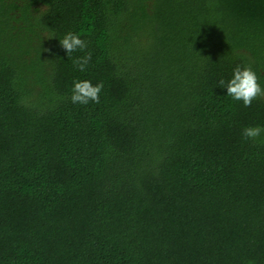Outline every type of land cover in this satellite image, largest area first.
I'll list each match as a JSON object with an SVG mask.
<instances>
[{"label":"trees","instance_id":"obj_1","mask_svg":"<svg viewBox=\"0 0 264 264\" xmlns=\"http://www.w3.org/2000/svg\"><path fill=\"white\" fill-rule=\"evenodd\" d=\"M237 65L264 87V0H0V264H264V98L227 96Z\"/></svg>","mask_w":264,"mask_h":264},{"label":"clouds","instance_id":"obj_2","mask_svg":"<svg viewBox=\"0 0 264 264\" xmlns=\"http://www.w3.org/2000/svg\"><path fill=\"white\" fill-rule=\"evenodd\" d=\"M51 38L53 37H49L48 39ZM59 43L62 49L66 51L68 58H72V54L78 50L85 52V55L72 59V63L78 70L86 71L92 59V53L86 51L88 44L81 38V35L68 32L63 39H59ZM219 85L221 88L227 89V96L232 97L236 101H242L245 107H250L252 102L257 98H264V87L259 83V77L251 66L241 67L237 65L233 70L232 78L227 82L221 79ZM103 88L104 85L102 82L94 85L89 80L74 81L71 101L74 104L83 105L89 104L90 101L99 103L100 93ZM262 133H264V128L260 126H249L243 129L242 136L246 140H256Z\"/></svg>","mask_w":264,"mask_h":264},{"label":"rangeland","instance_id":"obj_3","mask_svg":"<svg viewBox=\"0 0 264 264\" xmlns=\"http://www.w3.org/2000/svg\"><path fill=\"white\" fill-rule=\"evenodd\" d=\"M147 40H148V42H146L145 41V46L144 47H146V43H152V39L150 38V37H148V35H147ZM142 44H143V42H142ZM142 44H141V46H136L135 47V49H134V52L136 53L137 52V54H139V53H145V52H147V50H145L144 49V47H142Z\"/></svg>","mask_w":264,"mask_h":264}]
</instances>
